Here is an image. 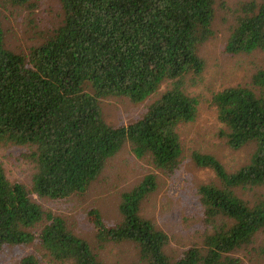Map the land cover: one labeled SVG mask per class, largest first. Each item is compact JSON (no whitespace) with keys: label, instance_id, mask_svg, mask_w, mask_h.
Listing matches in <instances>:
<instances>
[{"label":"trees","instance_id":"1","mask_svg":"<svg viewBox=\"0 0 264 264\" xmlns=\"http://www.w3.org/2000/svg\"><path fill=\"white\" fill-rule=\"evenodd\" d=\"M7 1L23 6L35 0ZM58 1L59 22L39 31L26 51L6 47L0 21V145L25 147L22 156L33 170L28 186L10 180L0 163V249L33 243L55 264H106L62 216L33 196L57 201L84 194L125 143L164 174L177 170L182 158L177 127L192 121L198 106L185 79L203 72L198 48L214 34L215 1ZM231 12L224 51H264V0L240 2ZM162 82L169 86L141 116L119 125L105 121L102 98L126 96L138 103ZM212 103L228 145L251 143L254 149L234 172L210 154H192L194 164L212 170L218 180L196 189L201 245L176 255L165 250L167 235L140 214L142 201L157 186L156 176L146 174L120 194L116 222L106 223L96 208L88 210L98 248L129 243L137 251L132 264H243L234 252L249 247L264 228V196L250 202L237 192L264 186V67L249 83L215 92ZM13 264L41 262L25 253Z\"/></svg>","mask_w":264,"mask_h":264},{"label":"rangeland","instance_id":"2","mask_svg":"<svg viewBox=\"0 0 264 264\" xmlns=\"http://www.w3.org/2000/svg\"><path fill=\"white\" fill-rule=\"evenodd\" d=\"M214 34L198 48L204 59L203 72L185 79L187 92L198 99L197 113L192 121L178 124L177 132L182 146V158L177 170L166 175L155 169L147 158L135 157L125 143L119 152L109 158L97 181L82 195L66 200L33 199L42 208L62 216L70 229L86 239L98 252V258L106 264H132L137 251L129 243H105L97 247L95 230L87 216L96 208L106 223L120 217L117 206L120 194L130 190L146 174L156 176L157 186L140 205V214L150 219L168 237L165 250L176 255L190 245H201L204 227L201 223V206L197 199V187L204 183L218 184L212 170L198 167L192 160L194 152L215 157L227 172H234L249 161L254 145L249 143L238 149L231 148L219 134L222 124L218 121L212 98L224 87L246 84L252 75L264 67V51L228 54L224 45L233 25L232 9L247 0H214ZM61 15L58 0H35L31 4L13 6L0 0V21L5 30L6 47L16 51L36 43L38 32L55 26ZM191 79V80H190ZM169 86L162 82L159 88L144 100L134 103L126 96H107L100 100L104 119L112 125L126 124L143 114L147 106ZM25 147L0 145V163L8 178L29 186L32 166L22 156ZM238 194L253 202L264 196V186L238 190ZM25 253H33L41 264H55L43 257L36 244L6 245L0 249V264H13ZM243 264H264V228L258 231L247 248L234 252Z\"/></svg>","mask_w":264,"mask_h":264}]
</instances>
